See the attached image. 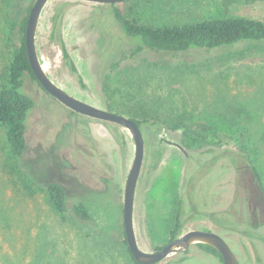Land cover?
<instances>
[{"label": "rangeland", "instance_id": "obj_1", "mask_svg": "<svg viewBox=\"0 0 264 264\" xmlns=\"http://www.w3.org/2000/svg\"><path fill=\"white\" fill-rule=\"evenodd\" d=\"M34 1L0 0V80L20 36L10 21L23 18ZM113 5L127 18L153 27L219 16L264 19V0H123ZM110 6L48 0L37 21L35 48L48 76L68 94L143 121L144 157L133 201L138 246L152 252L166 244L179 206L183 226L178 235L190 229L215 231L239 264H264V213L255 216L245 205L236 225L243 232L203 217L233 212L245 202V190L255 185L250 172H236L245 155L264 185V41L212 50H152L122 32ZM22 91L33 105L25 120L19 170L42 187L61 184L67 206L83 201L91 219H61L45 189L34 195L25 191L19 170L7 166L12 159L0 125V264H134L123 227L124 187L134 157L130 132L71 111L28 73ZM186 127L205 130L202 140L185 141ZM166 140L181 144L187 155ZM201 166L207 170L199 182L202 193L199 186L190 187ZM158 263L223 264L195 244Z\"/></svg>", "mask_w": 264, "mask_h": 264}, {"label": "trees", "instance_id": "obj_2", "mask_svg": "<svg viewBox=\"0 0 264 264\" xmlns=\"http://www.w3.org/2000/svg\"><path fill=\"white\" fill-rule=\"evenodd\" d=\"M110 5L112 14L119 23L122 32L131 37V39L135 38L140 43L139 45L152 50H164L168 52H183L190 49L212 50L227 48L244 42L264 41V19L249 16H219L181 24L153 27L127 18L117 6ZM28 13L18 22L10 21V27L16 28L20 36L18 43L13 46L8 71L0 80V125L5 128V137L9 147L8 156L13 160H8L7 163L10 171L19 170V161L24 155L26 147L24 135L25 120L28 111L33 105V100L22 91L23 77L28 73L31 78L36 80L30 68L25 47V26ZM53 28L55 30V26ZM61 49L64 57L66 59L69 58L63 42L61 43ZM70 66L73 71L77 72L73 63ZM78 78L80 79L79 75ZM134 120L141 126L143 121ZM203 131L205 130L186 127L183 130L185 141L192 144L199 142L202 140ZM184 146L186 147L187 145ZM198 163L201 165L202 162L199 160ZM235 168L236 172H250L255 178V185L248 186L245 190V193H247L245 202L239 208H234L233 212L230 210L207 212L203 214V217L223 227L243 232L236 225L239 217H241L240 212L242 209H245V205L255 216H259L258 211L264 213V185L262 184L258 170L248 156L245 155L241 162H237ZM21 172L19 170L25 191L29 195H34L37 192L36 189H45L48 202L53 211L60 215L61 219L70 217L82 222H87L91 219L88 206L83 201L73 203L70 208L67 206L65 190L61 184L50 182L42 187L40 184L34 182L27 172H22V174ZM206 172L207 170H202V166L195 171L191 178L190 187L195 189L199 186V192L202 193L204 190L203 183L199 182L203 179ZM181 215L182 212L178 206L175 210L174 224L169 232L170 239L177 236L183 226ZM220 220H230V223L225 224L220 222ZM195 245L204 252L217 256L221 260L219 252L211 245L206 243H195ZM131 259L134 264H142L136 262L132 256Z\"/></svg>", "mask_w": 264, "mask_h": 264}, {"label": "water", "instance_id": "obj_3", "mask_svg": "<svg viewBox=\"0 0 264 264\" xmlns=\"http://www.w3.org/2000/svg\"><path fill=\"white\" fill-rule=\"evenodd\" d=\"M48 0H35L32 4L25 26V47L30 68L37 82L54 99L73 112L95 119L111 122L126 128L134 141V157L126 177L123 199V227L127 247L133 259L142 264L158 263L166 256L175 252H185L195 243H206L214 247L221 256L223 264H239V261L228 243L215 231L190 229L174 238L156 251L142 250L137 243L133 226V201L135 188L144 157V140L140 126L132 118L106 111L102 108L86 103L64 91L55 84L44 70L35 48V31L40 12ZM99 4H116L123 0H83ZM176 146L185 156L184 147L176 142L166 140Z\"/></svg>", "mask_w": 264, "mask_h": 264}]
</instances>
